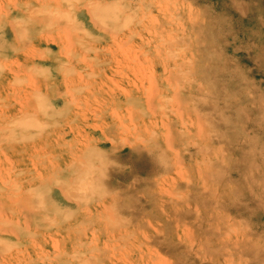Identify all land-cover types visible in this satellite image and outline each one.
<instances>
[{
  "label": "rangeland",
  "instance_id": "rangeland-1",
  "mask_svg": "<svg viewBox=\"0 0 264 264\" xmlns=\"http://www.w3.org/2000/svg\"><path fill=\"white\" fill-rule=\"evenodd\" d=\"M0 206V264H264V0H0Z\"/></svg>",
  "mask_w": 264,
  "mask_h": 264
},
{
  "label": "bare ground",
  "instance_id": "bare-ground-1",
  "mask_svg": "<svg viewBox=\"0 0 264 264\" xmlns=\"http://www.w3.org/2000/svg\"><path fill=\"white\" fill-rule=\"evenodd\" d=\"M103 3H105V4H101L100 3V5H99V13H109V12H112V10L113 9H115V6H113V5H110V4H106V2L105 1H102ZM97 8V7H96ZM88 9V8H87ZM55 10V9H54ZM54 12H58L57 10L56 11H54ZM88 12V11H87ZM47 14V13H46ZM51 17H52V15L51 14H49ZM58 15H59V13H58ZM90 15V14H89ZM103 15H106V14H103ZM60 17V16H59ZM104 17V16H103ZM47 18V20H48V18L49 17H46ZM34 20H35V18H33ZM32 19V20H33ZM53 19V18H52ZM72 20V19H71ZM74 20V19H73ZM94 20V19H93ZM79 23H77V25H78ZM81 25V24H80ZM22 27V26H21ZM81 27V26H80ZM11 29H12V27H11ZM76 29V28H75ZM14 32V31H13ZM51 38V37H50ZM53 39V38H52ZM51 42H53L52 40H51ZM50 44V43H49ZM258 55L259 56H261V49H259V51H258ZM41 104V103H40ZM49 106H50V104H48ZM48 106V107H49ZM53 106V105H52ZM39 107V106H38ZM47 107V106H46ZM41 108H42V106H41ZM55 108V107H54ZM34 116V115H33ZM23 118V117H22ZM32 120L34 119V117H30ZM14 120H16L15 118H13ZM18 119V118H17ZM29 119H27L26 121H28ZM12 120H10L9 122H11ZM26 121H23L22 122V124L23 123H26ZM30 121V120H29ZM37 121V120H36ZM7 123V122H6ZM18 124V123H17ZM19 126V125H18ZM22 126V125H21ZM25 126V125H24ZM27 126V125H26ZM10 127V126H9ZM20 127V126H19ZM11 128V127H10ZM23 129H25L24 127H22ZM7 130H8V128H7ZM24 131V130H23ZM9 132H11V130L9 131ZM20 132H22L21 130H20ZM20 132L18 133L19 135H20ZM24 133V132H23ZM28 133V132H27ZM11 134H13L12 132H11ZM26 134V133H25ZM9 135V134H8ZM22 135V134H21ZM65 135V134H64ZM10 136V135H9ZM9 136H8V138H9ZM10 138H11V136H10ZM9 138V139H10ZM12 138H14V137H12ZM20 138H22V137H20ZM15 139V138H14ZM7 141V140H6ZM87 152V151H86ZM85 152V153H86ZM78 167V166H77ZM94 169V168H93ZM85 172V171H84ZM93 172V171H92ZM54 174V173H53ZM94 174V173H93ZM12 178V177H11ZM73 178H74V176H73ZM77 177H75V179H76ZM93 178H94V176H93ZM79 179V178H78ZM74 182H75V180H73ZM10 183V182H9ZM44 184V186L45 185H47V184H45V183H43ZM42 185V184H41ZM75 185V184H74ZM73 185V186H74ZM81 185V184H80ZM84 185V184H83ZM85 186H86V184H85ZM75 187V186H74ZM44 188V187H43ZM46 188V187H45ZM89 189V188H88ZM80 190V189H79ZM79 190H77V192H79ZM89 191H90V189H89ZM15 192V191H14ZM44 192V191H43ZM88 192V191H87ZM80 193V192H79ZM92 194V193H91ZM42 196V195H41ZM80 197V196H79ZM16 198V197H15ZM81 198H83V197H81ZM80 198V199H81ZM14 199V198H13ZM15 200V199H14ZM13 200V201H14ZM42 200V199H41ZM82 200V199H81ZM88 200V199H87ZM12 201V202H13ZM77 203V202H76ZM0 208H1V206H0ZM23 214V213H22ZM1 215V214H0ZM6 217V216H5ZM5 217L4 218H2L3 220L5 219ZM4 222H9L8 220H6V221H4ZM5 229L6 228H4V231H5ZM9 229V228H8ZM10 230V229H9ZM3 231V232H4ZM13 233H15L14 231H13Z\"/></svg>",
  "mask_w": 264,
  "mask_h": 264
}]
</instances>
